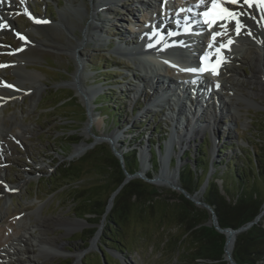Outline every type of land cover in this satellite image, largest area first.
<instances>
[{
    "label": "rangeland",
    "instance_id": "obj_1",
    "mask_svg": "<svg viewBox=\"0 0 264 264\" xmlns=\"http://www.w3.org/2000/svg\"><path fill=\"white\" fill-rule=\"evenodd\" d=\"M132 2L134 0L112 3L114 5L107 6V11L95 12L97 17H94V22L100 39L93 36V39L88 42L83 40V32L88 27L90 19L81 14V11L88 9L91 12V0H30L33 9L30 12L32 16H38L41 20H49L53 27H33L30 25L31 20L27 14L23 15L19 11L6 13L13 15V21L12 23L8 21L11 29H7L9 28L7 27V30L0 34V63L5 64V69L0 71V78L10 84L16 82L21 76V79L26 81L19 86L23 89L20 91L22 99L14 100L12 98L6 101L2 105L3 107L1 106L3 111L2 123L9 129V132L4 138H1L6 142L8 150L6 152L3 150L0 156V181L5 180L8 183L7 190L12 188L16 191H6L0 184V242L5 243L9 236L18 232L19 224L17 222L23 216H28L31 219L29 227L38 225L35 230L33 229L36 236L43 230L42 226H48L50 231L47 236L56 237L63 252L53 260L45 261L43 256L39 255L38 250L35 252L36 257L34 259L39 264H105L103 251L110 254L114 261L117 260L120 264H181L179 252L173 256L169 250L170 245L167 246V242L172 239V235L179 232V228L172 226L166 229L167 226L156 225L157 216H143L146 218L143 220V217L137 215L138 211L133 209L128 220L122 222L120 229L116 228L108 235H106L105 220L102 223L100 221L93 228L92 224L89 223L91 218L84 216V213L89 210L86 202L88 198H93V194L82 197H77V195L80 191L91 189L93 185L102 181L95 172L85 171L81 181L57 182L52 180V177L63 165L80 160L90 151L87 150L79 159H70L79 143L91 141L90 138H84L87 135L84 131L87 121L79 123L83 109L82 106L78 105H82V102L75 95L76 90L71 85L73 75L76 74L79 67L82 74L80 85L84 89L91 90L90 95L86 97L94 121L90 126V132L98 137L112 139V134H115L117 140L119 139L116 149H121L125 153L129 150L126 148L128 142L125 141L131 138L125 134V130L139 127L135 137H140L141 134L143 143L141 145V141H138L130 149L139 151L143 149L144 157L149 158V166L154 164L148 155V145L167 142L169 137L170 140L166 144L169 143L167 147L170 150L167 155L168 158L171 157L172 159L182 158L189 152L193 158H196L197 147L202 144L207 146L206 154L212 163L231 158H235L240 164L244 163L242 153L244 149L251 150L254 156L259 154L264 157V151L261 147L264 142V97L250 101L249 107L240 110L241 115L239 117L227 113H223L221 116L216 111V119L217 121L220 120L218 121L220 123L215 126L214 134L213 131L209 130L205 132V137H200L199 133L198 137L189 139L188 143L184 142L182 154L179 143L174 140V137L178 135H175L174 131L171 130L172 126L164 121L167 119L168 111L150 103L155 95H153L151 88H147L146 77L141 79L145 84L144 88L135 89L133 71H129L130 64L123 57L114 56L112 53L117 45L125 46L123 43L133 45L138 41L136 39L125 40L127 36L131 39L133 36L132 34L128 35L127 30L135 32V29H138L137 20L131 26L127 23L130 17L127 16L126 10H131ZM79 6L83 9L78 12L76 8ZM15 33L25 35V40L29 39L28 43L32 42L28 49L17 54L24 59L16 58L10 54L11 50H18L20 45L24 43V39H17ZM79 40L81 41L75 50V55H73V45L77 44ZM149 41L150 43L153 42L151 39ZM14 60H23V62L15 68L13 66L6 67L7 64H12ZM238 67L245 76H251L252 69L250 66L238 65ZM16 68L24 69L27 75L31 73L35 77L40 75L37 79L42 90L35 101L31 100L32 94L23 92L24 90L31 91V85L25 79L27 75H23V72L21 73ZM104 72L109 74L103 75ZM169 75L172 79L178 78L176 74L171 75L169 73ZM104 81H106L105 84L116 86H112L105 94L106 97L110 98L106 104L116 102L118 98L119 103L124 105L121 121L125 126L121 130H111L110 125L104 123L106 118L93 114L95 107L92 106V99L95 98L94 103L101 107L98 99L103 94H97L100 92L101 86L105 85ZM68 95H72L74 99L62 102L59 108L53 110L51 106ZM251 103L254 104L251 105ZM133 112L134 114H131ZM205 120L206 118H203L201 122ZM176 125L178 124L176 123ZM21 127L24 131L23 135L26 134L25 136L22 135L23 138L18 133ZM155 128L159 130L156 134L153 131ZM115 131L121 133H119V137ZM180 132L183 134L182 131ZM211 134L214 135L213 138H211ZM218 137L220 138L218 143L213 144L212 142ZM178 138H182V136H178ZM123 141L125 142L124 145ZM122 146L123 148H121ZM227 146V150L220 155L219 150ZM164 151L165 156L162 153L160 158L163 168L172 173L170 169H174V167L167 169L164 165L168 159L166 148ZM183 165L184 161L180 164L179 170ZM78 170L79 166L73 165L63 174L72 179L77 177L80 179L81 174ZM141 173L144 174L142 170ZM145 173V176L150 175L153 178L158 176V171L155 173L150 167L149 169L147 167ZM71 186L78 191H73ZM155 187L161 193V198L166 199L169 203L175 202V196L180 195L163 186ZM173 194L175 196H172ZM105 196L106 192L100 193L101 198ZM72 197L75 199L72 200ZM38 209H40L39 215ZM198 209L201 210V208ZM43 220H47L48 225H42L41 221ZM63 221H75L81 225L70 229ZM101 224L102 226H100ZM92 229H95L93 233H91ZM16 237L13 236L12 239ZM187 244H189L188 240ZM125 249L128 251L126 252ZM77 254L80 255L79 260L75 257ZM20 259L25 263L24 257ZM4 260L11 261V259ZM113 263L112 261L109 264Z\"/></svg>",
    "mask_w": 264,
    "mask_h": 264
},
{
    "label": "bare ground",
    "instance_id": "obj_2",
    "mask_svg": "<svg viewBox=\"0 0 264 264\" xmlns=\"http://www.w3.org/2000/svg\"><path fill=\"white\" fill-rule=\"evenodd\" d=\"M118 1L122 0H91V12H89L88 9H84V11H81V14L85 15L86 17H88V19H90L88 27L85 28L83 32V40L85 42L92 40L93 36H96V39L97 37L99 38V33L96 31L97 26L94 22V17H97L96 13L98 11H107V6L114 5ZM143 1H147L148 3V5H146L145 7H147L149 10H153L156 9L157 6H161L163 0ZM176 1L178 0H175V2ZM194 1L197 4H200V0ZM207 1L209 0H205V2ZM167 3L168 6L174 4L170 0ZM262 8L264 7H261L259 9V4L257 6V3H253L251 7L248 4H242L240 6V10L237 12V15L239 16V19L244 25L240 34H237L235 32L234 22L225 21L222 19L216 24H214L212 29H209L208 31H206V33H203L204 35L196 34L199 36L200 39H197L195 36L192 35L191 37L184 40L183 38L179 37L173 38L172 40H170V42H168L166 41V38L157 35V33L149 34V31L146 32L147 30L154 28L155 26L150 25L149 27L141 28L139 24L137 25V32L140 38L137 43H132L133 45H126V43H124L125 47L123 45H117L116 49L128 51L127 56H131V53L133 52V58L135 62H137L139 68L148 73V75L146 74V76L144 77L149 78V81L152 82L153 88L151 90H153V95H155V97L151 100L150 103L158 107H162V109H164L166 107L168 108V106L172 102V104L174 105L173 107H177L176 112L171 111V113H169V119L174 124H172L171 130L174 131L175 135H177L176 133L180 131L183 132L182 138H178V136L174 137V140L179 143V148L181 152L183 149V143H188L190 141L189 139L198 137L199 133H204L206 131L211 130L214 134L215 126L220 123L218 122L220 120L217 121L216 119V111L221 116L223 115V113H227L232 114V116L234 117H239L241 115L240 110L249 107L250 101H252L253 99H260L264 97V22L261 21L260 17V14L262 13ZM3 9H6V6L1 4L0 11ZM81 9L83 8L79 6L78 8H76V11L78 10L79 12V10ZM72 11L74 12L73 9ZM127 13L128 15H130L129 12ZM152 13L155 12L150 13L153 16ZM152 16L150 17V19H153ZM62 19L60 20V22L62 21ZM44 20L48 21V23H45V25H41L38 27H53L52 22L47 19ZM147 21L151 22V20L149 19H147ZM154 24L156 25V23ZM0 25H4V27H0V32H3V30L7 27L10 28L8 21L1 18ZM162 29V31L165 33L167 32V29H169V27L165 26ZM134 33H136V30ZM212 33H220V35L216 36L214 42L212 41ZM149 39H151V41L153 42L150 43ZM202 39H204L206 42L205 46L203 47L201 42ZM125 40H128V38ZM229 40L232 41L231 44L228 43ZM28 41L30 40H25L24 37V43L20 45V50L22 52L30 47L32 42H29V44ZM80 41L81 40H79L77 44L73 45V55H75V50H77ZM210 43H212V47H209ZM221 45H224V47L221 48ZM127 47L129 48L127 49ZM199 47H202L206 50V54L209 56V60H211L212 64H215L218 59V56L216 55V53H214L215 48H218L220 51L225 52V56L222 59L224 62L218 65V74L216 76L204 73L205 76L203 78L198 77L200 78L199 81L196 80L194 82H191V79L195 76V74H193L194 76H191L177 70L171 72L168 68L163 67L165 65H163L159 61V58H162V56L164 58L166 56L173 60V65L178 64L181 68H185L186 66H188L190 61L193 62V55L196 53L195 51ZM145 52L149 55H145ZM13 56L19 59H24V57H22L21 55L18 56L16 53H14ZM22 62L23 60H14L11 64V67L13 66L15 68L17 65L22 64ZM238 65L250 66L252 69L251 76H245L240 71ZM16 70L21 71V73L23 72V75H27L24 69L21 70L20 68H16ZM159 71L160 74H158ZM169 71L171 72V75L176 74L178 78L172 79L169 75ZM163 75L165 76L163 77ZM81 76L82 74L79 67V70L76 71V74L73 75L71 85L73 87L77 86L81 91L82 95L88 97L91 93V90L84 89L80 85ZM21 77L18 78L16 82L9 84L10 87H3L0 82V149H2V151L4 150L5 152L8 150V147L6 142L1 138L5 137L6 133L9 132V129L2 123L3 121L1 119V115L3 114V111L1 106L5 104V102L9 99L14 98V100H17L22 97L20 93L22 88L19 86L23 85L26 80L21 79ZM37 77H35L31 73L28 74L25 78L27 79V82L31 85V91L24 90L23 92L32 94V101H35L36 98L40 96V92L42 90L41 84L39 83ZM162 78H164L163 81H160V79ZM170 87L178 89L174 92L170 89ZM209 88L210 93L209 91H207ZM215 88L216 90H214ZM183 100L186 103H183ZM87 103L89 105L88 101ZM253 104L251 103V105ZM192 109L194 110L192 111ZM203 118H206V120L202 123L203 126L198 125V123H200L199 121ZM180 119L181 123H178ZM174 121L178 125H176ZM183 125H185V127ZM22 129V127L19 128L18 133L23 138V136H25L26 134L23 135L24 131ZM112 136L114 145L116 146L119 139L117 140L115 134H112ZM168 144H166L167 158V154H169L170 150L169 147H167ZM82 150V145L76 146L73 155L80 154ZM141 153L142 155H145L143 151ZM144 159L145 165L143 166L142 172H144L143 175L145 176V172L150 161L149 158L144 157ZM162 160L165 162L164 159ZM161 175H163V178L165 179L168 178L169 180L172 179L173 181H175L176 179L174 172L171 173L165 168ZM10 189L12 188H9L8 190L6 188V191L11 192ZM37 213L38 215L40 214V209H38ZM30 220L31 219L28 218V216H23V218L19 219V221L17 222V224H19V227L17 228L18 232L16 233L17 235L13 234L12 236H9L5 243L0 242V264H39V262L34 259V257H36L35 252L38 250L39 255H42L45 261L53 260L55 257L60 256L62 254L63 250L60 247V244L57 242L56 237L50 238L47 236V233L50 231L49 227L42 226L43 230L36 236L34 235L33 229L35 230L38 225L36 224L35 226L29 227V223L31 222ZM68 221H63V223H65V225H67V227L70 229L81 225L80 223L75 221ZM47 223V220L41 221L42 225H48ZM13 236L17 237L12 239ZM79 256V254L75 256L77 260H79ZM23 257L26 259L25 263L23 262V260L20 259ZM4 259H11V261H6Z\"/></svg>",
    "mask_w": 264,
    "mask_h": 264
},
{
    "label": "trees",
    "instance_id": "obj_3",
    "mask_svg": "<svg viewBox=\"0 0 264 264\" xmlns=\"http://www.w3.org/2000/svg\"><path fill=\"white\" fill-rule=\"evenodd\" d=\"M108 74V72H104L103 75ZM111 74L114 75V73ZM109 90L110 88L105 90L98 99L101 107L94 103L95 100L92 101V104L95 105L93 113L106 118L104 123L109 124L111 130H121L125 126L121 121L124 105L119 103L118 98L116 102H108L109 104H106V101L110 98L106 97L105 94ZM109 94L112 95V93ZM72 99L74 97L68 95L59 99L51 107L54 110L59 108L62 102L66 100L72 101ZM82 113L81 116L85 117L84 109ZM138 128L136 126L129 131L131 134L134 133L131 135L133 141L126 139L125 142H128L126 148L130 149L138 141H141L142 145L141 134L140 137H135ZM158 132V128H155L154 133ZM125 142H122L123 145ZM156 145H159L160 149H162L163 143L150 144V154L154 164L152 171L155 173L158 171ZM206 147L204 144L197 147L196 158L192 157L191 152L181 158V161H184V165L179 170L178 183L189 195H194L199 192L205 180H208V185L200 200L213 209L218 224L222 229H238L253 221L260 213L261 205L264 201V157L259 154L254 156L251 150L244 149L243 151L241 150L244 163L240 164L235 158L221 159L219 162L211 163L206 154ZM261 147L263 148L262 151H264V142ZM227 148L228 146L220 149L219 154H223ZM122 157L124 169L128 174H134L139 171L136 149H130L122 153ZM175 161V159H172L170 168L175 166ZM73 165L79 166L80 179H77L78 177L72 179L68 175L63 174L65 170L70 169ZM211 167L212 173L208 176ZM85 171L95 172L102 180L93 185L91 189L80 191L79 195H77V197H82L87 194H93V198H88L87 205L85 204L89 207V210L84 213V216L91 218L89 223L94 228L102 220L109 196L124 181V173L118 161L110 153L97 148L95 151L84 155L80 160L63 165L52 177V180L57 182L81 181ZM147 177L152 178L150 175ZM70 188L74 189L73 186ZM73 191L78 190L74 189ZM102 192H106L104 198L100 197ZM156 197H160L156 187L142 180H132L124 185L116 196L111 211L105 218L106 235L115 231L116 228L120 229L122 222H126L131 211L135 209L138 211L137 215L141 217L147 215L151 217L157 216L155 222L160 227L167 226L166 229H168V227L174 226L179 228V232L176 235H172V241L169 240L167 246L170 245L169 250L173 256L179 252L181 264H227L223 260L225 237L219 234L212 226L206 225L210 215L205 210H198L182 196H178L173 203H169L165 199H156ZM74 199L72 197V200ZM142 219L145 220L146 218L143 217ZM158 220L160 221L158 222ZM263 220L264 216L258 224L253 225L237 236L232 251V258L237 264H264ZM93 230L95 231V229H92L91 233L94 232ZM187 240L189 244H187ZM100 251L102 252V250ZM125 251L127 252L128 250L125 249ZM103 258L105 264H109L112 261L114 262L113 264H120L119 261H114L113 257L106 251H103Z\"/></svg>",
    "mask_w": 264,
    "mask_h": 264
},
{
    "label": "water",
    "instance_id": "obj_4",
    "mask_svg": "<svg viewBox=\"0 0 264 264\" xmlns=\"http://www.w3.org/2000/svg\"><path fill=\"white\" fill-rule=\"evenodd\" d=\"M73 88L76 90L75 95L78 96L79 99H81L82 105L79 104V106L80 107L82 106V109H84V114H85V117L81 116L79 123H83V122L87 121L86 128L84 130L87 135L84 136V138H86V139L90 138L91 141L89 143H86V142L79 143L78 145L83 146L82 152L78 155H72L70 157V159H79L82 155H84V153L87 150H90L88 153H91V152L95 151V149L100 148L102 150H105L106 153H110L118 161V163L121 166L123 173H124V181L115 191H113L111 193V195L109 196V198L107 200L105 211H104V214L102 216L101 223L104 222L107 214L111 211L113 204H114V200H115L116 196L119 194L120 190L123 188L124 185H126L130 181L139 179V180H142V181H144V182H146V183H148L154 187L155 186H163V187L169 189V191L177 192L178 194H180L178 196H182L184 199L191 202L195 208H197V207L201 208V210H205L210 215V218L207 221L206 225L212 226L219 234H221L225 237V242H224V246H223V260L226 261L227 264H237L232 258V251L234 248L236 238L240 233L248 230L253 225L258 224L259 221L263 218V216H264V201L261 205L260 213L255 217V219L253 221L246 223L245 225L239 227L238 229H231V228L222 229L218 224V220H217L216 215L214 214L213 209L209 205H207L206 203H204L200 200L202 194L204 193V191L208 185V180H205V182L202 185V187L200 188L199 192H197L194 195H189L179 185V183H177L178 177H179V167L181 164L179 162V160H177V159L175 161L174 169H170V167L168 166V159H166V162L164 163V165L167 169H170L172 172H174V174L176 176L175 181H173L172 179L169 180L168 178L167 179L163 178L164 176L161 174L163 173L164 168H163L162 161L160 159L161 154H160V149L158 147L155 150L156 151V157H157V163H158V176L157 177L148 178L147 176H144L141 173V170L143 169V166L145 165L144 156L141 153L142 149L140 151H138V153H137V158H138V162H139V171L134 173V174H128L125 171L124 166H123L122 152L116 149V146L114 145L113 139L109 138V137H98V136H95L94 134H92L90 132V126H91L93 120L91 117L89 105L87 104V99L84 95H82L81 91L79 90V88L77 86L73 87ZM82 99H83V101H82ZM83 117H84V119H83ZM169 138H168L167 142H169V140H170ZM163 154L165 156V151L163 152ZM211 173H212V168H210V172H209L208 176H210ZM219 184H220V182H219ZM157 193L160 195V197H156V199H163V198H161L162 195L158 191V189H157ZM172 196H175V195L173 194ZM178 196H175L176 200H177ZM198 210H200V209H198ZM100 226H102V224ZM263 227H264V220H263Z\"/></svg>",
    "mask_w": 264,
    "mask_h": 264
},
{
    "label": "snow or ice",
    "instance_id": "obj_5",
    "mask_svg": "<svg viewBox=\"0 0 264 264\" xmlns=\"http://www.w3.org/2000/svg\"><path fill=\"white\" fill-rule=\"evenodd\" d=\"M4 2V0H0V3ZM23 3L24 0H21ZM205 0H200V4H204ZM222 3H229L233 5H239L241 3V0H211V8L207 11H204L201 13V16L203 17L202 22L209 28L212 29L214 24H216L218 19H223L225 21H231L234 22V30L237 34H240L242 28L244 27L243 23L239 19V16L237 13L230 11L227 7L221 6ZM243 3L248 4L250 7L253 4V0H243ZM258 3L261 7H264V0H258ZM200 5L198 4L197 7ZM28 18L32 20L36 24H44L48 23L46 20L37 19L32 16L30 12L26 13ZM0 27H4V25H0ZM220 35V33H212V41L214 42L216 39V36ZM21 39H24L23 36L20 37ZM229 44L232 43L231 40L228 42ZM209 47H212V43L209 44ZM224 45H221V48H223ZM216 55L219 57V52L216 53ZM224 61L222 59H217L215 64H212L209 62V56L206 54L201 59V66L198 68H189V69H182L183 71H188L193 74H203L208 73L212 76H216L218 74L217 67L220 63H223ZM164 63H168V61H164ZM174 66V65H173ZM9 86L10 85H5ZM218 87V85H217ZM10 191H16V189H10Z\"/></svg>",
    "mask_w": 264,
    "mask_h": 264
}]
</instances>
